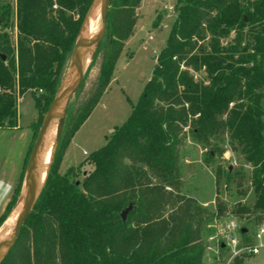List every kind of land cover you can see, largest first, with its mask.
Instances as JSON below:
<instances>
[{
  "label": "trees",
  "instance_id": "1",
  "mask_svg": "<svg viewBox=\"0 0 264 264\" xmlns=\"http://www.w3.org/2000/svg\"><path fill=\"white\" fill-rule=\"evenodd\" d=\"M141 1L110 0L93 57L104 50L98 85L59 140L32 211L0 264H202V229L223 208L212 214L181 192L186 128L203 142L228 133L253 169L251 211L264 223V0L246 9L239 0H177L176 19L127 120L85 159L92 171L81 182L72 180L73 169L59 173L72 137L106 91L134 34ZM93 2L17 0L16 64L0 34V89L7 91L0 94V129L17 126V99L34 90L44 92L32 96L42 123ZM7 22L8 10L0 14V25ZM255 23L252 46H241L244 27ZM232 31L234 44L222 46ZM201 72L205 80L198 81ZM12 208L9 202L0 226Z\"/></svg>",
  "mask_w": 264,
  "mask_h": 264
},
{
  "label": "rangeland",
  "instance_id": "2",
  "mask_svg": "<svg viewBox=\"0 0 264 264\" xmlns=\"http://www.w3.org/2000/svg\"><path fill=\"white\" fill-rule=\"evenodd\" d=\"M257 1L259 0H239V3L242 8L246 9L248 3L252 4ZM16 2L17 0H0V14L8 10L7 25L5 27L0 25V34L6 35L11 49L10 57L13 58L15 64L17 63ZM95 4L96 2L92 4L86 18L94 9ZM176 9L177 0L141 1L136 10L137 21L134 34L124 45L106 91L86 121L72 137L67 147L68 155L59 169L61 175H64L67 170L73 169L72 180H76L78 184L85 175L92 171V166L84 162L85 159L103 147L113 134L114 129L120 127L129 117L144 85L152 76L155 59L164 46L171 26L176 19ZM86 18L82 23L81 31ZM244 19L246 20L245 16ZM258 26V23H255L244 27L241 46L245 44L252 46V36L257 33ZM236 35L237 31H232L227 38L221 40V45L224 47L233 45ZM89 36L90 33H88L86 40ZM103 53V49L97 52L80 89L69 102L58 125V139L55 141L51 161L59 140H63L65 134L70 130L77 110L85 104L98 85ZM71 70L70 56L63 72L59 90L64 83L73 79L75 72L72 77H68ZM195 79L198 81L205 80L204 73L195 75ZM4 92L7 91L0 89V94ZM43 94L44 92L41 90H34L33 92L28 91L27 94L18 98V129L14 131L17 126L0 129V158L5 156L6 159H13L15 157L14 152L19 151L22 141H24L21 136L28 131L31 133L23 159L22 171L13 189L10 201L13 208L10 211L12 214L9 219L18 210L17 201L21 191V179L41 123L32 96H42ZM182 135L183 142L180 147L178 162L183 181L182 194L194 198L199 205L212 214L216 212L217 208H223L219 219L202 229L201 244L205 246L202 264H238L239 261L240 264H264V248L260 249L255 256L241 254L233 257L231 249L226 246L227 241L225 239L226 226L230 221H235L237 224L235 237L239 241V251L258 244L255 235L258 229L264 226V223H262V219H258V213L251 211L255 201L254 188L251 183L253 170L251 165L244 160L236 149V143L230 139L228 133L209 137L205 142L197 140L191 128H186ZM241 207L248 212L238 213L237 209ZM5 224L0 228V236L2 237L5 236L9 228Z\"/></svg>",
  "mask_w": 264,
  "mask_h": 264
},
{
  "label": "water",
  "instance_id": "3",
  "mask_svg": "<svg viewBox=\"0 0 264 264\" xmlns=\"http://www.w3.org/2000/svg\"><path fill=\"white\" fill-rule=\"evenodd\" d=\"M94 2H96V3L98 2L101 5L100 6V27L98 29L97 34L92 39H89L85 45V49L91 51L90 64L92 63L94 54H95L99 44L103 40V37H104L105 32H106V21H107V13H108V9H109L110 0H94ZM80 35H81V33L78 35L76 42H75V45H74V48H73V51L71 53V65L75 66V68H76L77 78L74 81V83H72L65 90H63L62 87L60 88L58 94L54 98L52 104L50 105L47 113L45 114V116L42 120L41 127L38 131L36 140L33 144L30 156H29L28 161H27L26 169L24 172L23 180H22L20 196H19V199L17 201V205L19 204L20 201H22V210L20 211L19 216L16 220L12 235L8 238H5L4 240H2L0 242V262L5 258V256L9 253V251L12 249V247L16 243V240H17L18 235H19V231H20L23 223L25 222V220L29 216L30 212L32 211V208H33V206H34V204H35V202H36V200L40 194V191L42 189V188H40L39 191L37 190L34 177H35V166L37 163L38 153H39L40 147L42 145L46 131H47L50 123L52 122V120H54L55 118L59 119L58 125L60 124L61 119H62L63 115L65 114V111L69 105L71 98L80 88V86L84 80V77H85V75H86V73L90 67V64H89L88 68L86 70H83L82 62L75 63V60L79 56V50L78 49L80 47ZM0 58L3 61L5 60V57L3 55H0ZM61 100H64V106L59 112H56V107L58 106V104L60 103ZM57 139H58V132L56 135V140ZM131 210H132V206L129 205L121 213L120 217H121L122 222L126 221L127 215Z\"/></svg>",
  "mask_w": 264,
  "mask_h": 264
},
{
  "label": "bare ground",
  "instance_id": "4",
  "mask_svg": "<svg viewBox=\"0 0 264 264\" xmlns=\"http://www.w3.org/2000/svg\"><path fill=\"white\" fill-rule=\"evenodd\" d=\"M100 3H96L94 9L89 14L88 18H86L85 25L81 31L80 35V47H79V56L75 60V63L82 62L83 70H86L90 64V56L91 51L85 49V45L89 39H92L98 32L100 27ZM88 33H90L89 38L86 40ZM75 72V73H74ZM74 73V77L69 82H66L62 85V89L65 90L69 87L77 78V72L75 66H72V70L69 72L68 77H72ZM64 106V100H61L58 106L56 107V112H59ZM59 119L55 118L50 123L46 134L44 136L42 145L40 147L37 163L35 166V183L36 188L39 191L42 188L43 183L46 179L47 169L51 161V156L53 152V148L55 145L57 129H58ZM22 210V201L18 204V210L14 212V215L8 220L5 226L8 228L4 237L0 236V242L5 238H8L13 233V228L15 226L16 220L19 216L20 211Z\"/></svg>",
  "mask_w": 264,
  "mask_h": 264
},
{
  "label": "crops",
  "instance_id": "5",
  "mask_svg": "<svg viewBox=\"0 0 264 264\" xmlns=\"http://www.w3.org/2000/svg\"><path fill=\"white\" fill-rule=\"evenodd\" d=\"M127 42L125 44H127ZM17 129H18V120H17V128L14 129V131ZM21 137H23L24 141H22V146L20 147L19 151L16 152L17 151L16 150L14 152V155H15L14 158H16V159H14V158L13 159L12 158L6 159L7 157H5V156L4 157L2 156L0 158V218L5 214L6 208H7L8 204L11 200V197H12V193H13L15 183L18 180L19 175L22 171V164H23V159L25 156V151L27 150L29 138L31 137L30 131H28L26 134H23V136H21ZM67 155H68V149H66V152L63 156L60 168H61L65 158L67 157ZM11 214L12 213H9L7 215L6 219L4 220V222L0 226V228L7 222V220L9 219Z\"/></svg>",
  "mask_w": 264,
  "mask_h": 264
},
{
  "label": "built area",
  "instance_id": "6",
  "mask_svg": "<svg viewBox=\"0 0 264 264\" xmlns=\"http://www.w3.org/2000/svg\"><path fill=\"white\" fill-rule=\"evenodd\" d=\"M237 231V224L235 221H230L226 226L225 239L227 241V247L231 249L233 257L239 256L241 254L248 256H255L259 253V250L264 248V226H261L256 235L255 239L258 241V244L253 247H246L239 251V241L235 237V232Z\"/></svg>",
  "mask_w": 264,
  "mask_h": 264
}]
</instances>
